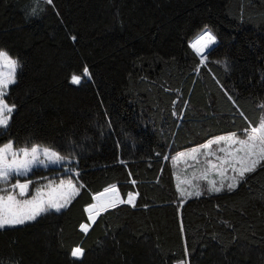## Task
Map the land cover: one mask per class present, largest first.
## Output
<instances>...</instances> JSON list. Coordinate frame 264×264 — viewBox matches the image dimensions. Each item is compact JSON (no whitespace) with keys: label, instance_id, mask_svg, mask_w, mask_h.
Instances as JSON below:
<instances>
[{"label":"trees","instance_id":"16d2710c","mask_svg":"<svg viewBox=\"0 0 264 264\" xmlns=\"http://www.w3.org/2000/svg\"><path fill=\"white\" fill-rule=\"evenodd\" d=\"M209 22L229 40L217 34L207 65L194 70L189 42ZM0 49L19 61L6 97L17 108L0 143L51 146L64 137L75 118L70 77L85 67L121 78L114 114L145 138L131 157L79 159L80 195L61 213L0 230V264H264V168L235 190L184 198L173 164L263 113L264 0H0ZM223 56L251 57L252 78L239 83L217 62ZM55 169L31 179L57 178ZM110 184L125 199L138 192L135 207L102 212L83 233L92 193ZM77 245L80 259L70 255Z\"/></svg>","mask_w":264,"mask_h":264},{"label":"snow or ice","instance_id":"6c2138e0","mask_svg":"<svg viewBox=\"0 0 264 264\" xmlns=\"http://www.w3.org/2000/svg\"><path fill=\"white\" fill-rule=\"evenodd\" d=\"M46 2L51 5L53 0H46ZM32 14H36L35 10ZM72 39L75 40L76 37L73 36ZM217 39L212 29L204 25L203 29L189 42V47L199 58L197 68L194 70L207 65L211 52L214 50L211 46L216 44ZM18 67V59L12 57L8 51L0 49V129L4 131L10 127L13 113L17 108V105L9 103L6 97L10 86L17 82ZM88 75L89 70L85 67L83 76ZM70 82L76 85L81 84L82 75L72 74ZM229 99H232L230 95ZM233 103L235 104L236 101L233 100ZM259 107L264 109V102ZM239 115L248 120L243 111ZM179 157H188L193 162L203 163L204 166L198 169V175L196 172L193 173V180L206 181V186L202 187L198 183H193V180H185V184L191 185V191H186L177 184V190L182 197L200 196L205 191L212 194L225 189L235 190L241 182L246 180L248 174L256 172L257 168H264V113L254 120H249L242 129L211 137L188 153L180 152L177 158ZM201 157H203L202 161ZM53 166L62 169V174L56 180L48 179L46 185L36 187L35 193L30 195V189L34 183L31 174L41 167L55 171ZM79 177L78 160L74 149H57L40 143L17 147L11 139L0 143V230L16 228L36 221L44 214L61 213L85 187ZM132 183L135 184L136 181L133 180ZM126 195V199L122 197L116 184H110L102 191L92 193V202L85 208L87 220L91 223H81L79 227L82 232L88 233L102 212L115 209L122 204L135 207L139 193L129 191ZM84 251L83 247L77 245L71 249L70 255L80 259ZM185 251L187 252V248ZM177 264H189V262L181 259L177 261Z\"/></svg>","mask_w":264,"mask_h":264},{"label":"rangeland","instance_id":"374dc122","mask_svg":"<svg viewBox=\"0 0 264 264\" xmlns=\"http://www.w3.org/2000/svg\"><path fill=\"white\" fill-rule=\"evenodd\" d=\"M207 25L216 36L219 34L223 39L229 40L227 34L215 23L209 22ZM221 62L226 70L238 75L239 83L252 78L254 62L251 57L247 56L246 60L238 62L223 56ZM76 86L77 92L73 98L74 123L65 136L51 146L57 149H74L77 160L98 153H113L125 157L134 156L135 151L145 145V138L132 135L129 130V122L121 120L114 114L113 104L117 101L116 94L122 86L121 78L103 74L94 76L90 73L85 77L82 74V82ZM213 147L215 148V146ZM178 154L173 156L177 184H180L186 191H191V185L185 184L184 181L193 180V173L196 172L198 175V169L204 165L193 162L188 157L177 158ZM200 159L202 161L203 157ZM56 167L58 166H53V168ZM48 179L56 180L57 178L33 180L30 195L35 193L36 187L46 185ZM193 183H198L202 187L206 186V181L198 179L193 180Z\"/></svg>","mask_w":264,"mask_h":264}]
</instances>
